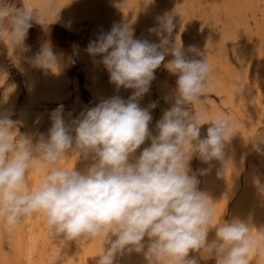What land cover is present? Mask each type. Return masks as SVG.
I'll list each match as a JSON object with an SVG mask.
<instances>
[{
  "label": "clouds",
  "instance_id": "9594fccd",
  "mask_svg": "<svg viewBox=\"0 0 264 264\" xmlns=\"http://www.w3.org/2000/svg\"><path fill=\"white\" fill-rule=\"evenodd\" d=\"M60 9L55 0L20 7L0 0V43L11 52L29 51L24 41L32 22L47 29L51 23L46 18L58 16ZM175 28L174 14H165L148 29L158 42L134 38L128 24H114L89 42L87 53L101 57L97 63L110 74V82L133 90L127 100L104 99L70 123L62 107L57 108L47 138L41 135L35 143L32 136L19 134L10 114L0 115V222L6 229L40 214L50 235L64 243L103 238L97 264H117L118 257L132 252L142 253L146 264H198L190 252L213 258L215 264H253V259L264 264V226L257 229L223 215L217 219L215 203L199 190L200 181L190 168L196 157L204 163L220 161L225 171V148L240 125L222 113L210 115L202 106L201 98L216 91L213 66L195 45L177 44L172 39ZM58 60L45 45L31 62L54 68ZM162 63L176 76V86L166 97L171 107L153 135L150 109L156 103L141 108L139 100ZM246 85L234 81L233 96H242ZM146 141L150 144L136 155ZM262 143L264 138L255 137L253 149L260 152ZM69 150L92 163L84 170L61 166ZM37 167L42 176L33 185L29 172ZM211 230L215 238L209 241Z\"/></svg>",
  "mask_w": 264,
  "mask_h": 264
},
{
  "label": "rangeland",
  "instance_id": "374dc122",
  "mask_svg": "<svg viewBox=\"0 0 264 264\" xmlns=\"http://www.w3.org/2000/svg\"><path fill=\"white\" fill-rule=\"evenodd\" d=\"M9 3L20 7L22 3L42 4L43 0H9ZM55 3L58 10L61 8L56 17L62 18L64 23L50 21L48 16L46 20L51 24L45 29L33 21L24 41L29 51L22 54L11 52L0 43V115L10 114V118L17 122L19 134L32 136L35 143L41 135L47 138L52 126L50 116L57 108L62 107V115L70 123L104 99L119 96L127 100L133 90L117 89L110 82V74L102 64L97 63L101 57L93 58L87 53L89 42L101 30L110 31L114 24H128L134 38L158 42V37L149 33L148 29L157 26L158 17L174 14L176 28L172 39L176 38L177 44L182 43L185 48L195 45L207 55L213 66L210 77L217 85L216 91L201 98L202 106L210 115L222 113L240 125L238 133L225 148V159L229 161L225 171L220 161L204 163L196 157L192 159L190 168L200 181L198 188L204 192L207 186L213 184L212 171L216 168L214 185H217L211 186L215 194L210 200L215 202L217 213V206L224 203L225 196L233 195L223 215L229 221L237 205L242 204L241 199L246 194L245 180L251 176L253 190L249 199L256 204L254 207L249 202L241 205L239 219H251L253 227L264 226V191H261L264 189V143L260 144V152L253 149L254 138H264V89L263 93L259 91V84L254 80L255 76L264 79L262 14L249 11L242 16L232 15L225 10L223 0H152L148 5L141 0H55ZM44 20L42 17L41 22ZM45 45L50 46L59 57L54 68L35 66L31 62ZM169 59L171 56L166 57L164 63ZM236 80L247 84L245 92L239 97L231 92V85ZM175 86L176 76L170 74L162 63L155 70V79L149 91L139 100L141 108L156 103V107L150 109L152 120L149 130L153 135L156 134V123L171 107L172 101L166 97L171 96ZM207 127L204 125L201 128L202 137L206 135ZM149 144L150 141H146L136 155ZM66 155L60 160L61 166L66 168L75 166L84 170L92 163L90 158L85 159L72 150ZM203 169L208 171L201 175L200 170ZM38 176L41 178V170ZM224 178L231 181L228 184L230 188H223L226 184ZM0 236V263L16 264L19 256L10 238L11 230L6 229L3 222H0ZM214 238L215 232L211 230L208 240ZM104 243L103 238L91 241L85 238L79 244L76 241L64 243L52 237L46 227L39 244L38 259L43 264H54V259L55 264H72L65 251L75 250L79 254V264H97V256L102 253ZM193 257L198 264H215L213 258H203L199 253L190 252L189 258ZM143 258L142 253L132 252L118 257L117 264H140ZM253 264H256L255 259Z\"/></svg>",
  "mask_w": 264,
  "mask_h": 264
},
{
  "label": "bare ground",
  "instance_id": "6f19581e",
  "mask_svg": "<svg viewBox=\"0 0 264 264\" xmlns=\"http://www.w3.org/2000/svg\"><path fill=\"white\" fill-rule=\"evenodd\" d=\"M223 4H224L225 10L228 13L232 14V15L242 16V15H244L247 12L250 11V12H253V13L260 12L262 14V16L264 17V0H223ZM49 17L51 19L50 21H53V22L54 21H57V22L61 21V23H64V22H62L63 20H61L62 18H59V17H56V16H49ZM255 79H256V81L259 84L257 88L259 89V91H262V89H264V79L263 78L261 79L260 77H257V76L254 77V80ZM257 82H255V83H257ZM262 93H263V91H262ZM256 96H258V95H256ZM259 96H260V92H259ZM40 170L41 169L39 167H37V168H34L33 170H31L29 172V180H30V182L33 185L38 183L39 180H40V178L38 176V172ZM215 171H216V168L212 171V177L210 176L212 178L211 183H213V184L210 185V186H207L205 188V191H204V193L208 196L209 199H211V197L214 196V194H215V193H213L214 192V188H212V187H216V185H217V184L214 185L216 183L215 179L217 178L216 174H215ZM251 178H252L251 176H248L246 178V180H245V184L244 185H245L246 194H245L244 198L242 197V199H241L242 204H240V206L243 205V204L246 205L247 202H249L250 206H253V207L256 204L255 202L251 203V201H250L251 199H249V198H251L249 194L253 190V185H251V181H252ZM213 179H214L215 182H213ZM224 179L226 180V178H224ZM225 183L226 184L223 186V188H225V189L230 188V186L228 184H230L231 181L226 180ZM209 188H212V189L209 190ZM232 198H233L232 194L226 195L224 203H222V204L220 203V205L217 206L218 207V212L216 213V218L217 219H219L222 215H224V209L226 208L227 203ZM256 200H257V198H256ZM240 206L237 205V208H235L233 213L231 212L232 215H231L229 221H231L234 218H239V214L238 213L240 211ZM261 217H263V216H261ZM223 219H224V216H223ZM256 219H258V217ZM259 220H257V222ZM261 221H262V219H261ZM246 222H249L251 224L252 221L250 219V221H246ZM260 225H256L257 229L260 228L259 227ZM46 227H47V225L45 223L44 217L42 215H40V214H34L33 216L27 218L20 226H18V227H16V228L11 230L10 238L14 242V245H13L14 250L16 251V253L19 256V259L16 261V264H43V262L38 259V257L40 256L39 244L41 243V240L43 238V231H44V228H46ZM77 244H79V242ZM91 246H93V245L91 244ZM82 249H83V247H82ZM78 253H80V252H78ZM88 253H89V251H88ZM65 255L68 256V258L70 259V262L72 264H79V262H80L78 260L79 254H77V252H75V250H66L65 251ZM90 259H92V258H90ZM56 261H58V260L56 259ZM2 264H10V263L9 262H5V263H2ZM137 264H139V263H137ZM140 264H146L145 258H143L142 263H140Z\"/></svg>",
  "mask_w": 264,
  "mask_h": 264
}]
</instances>
